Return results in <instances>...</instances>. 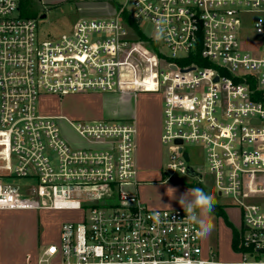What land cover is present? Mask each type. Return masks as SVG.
Wrapping results in <instances>:
<instances>
[{
    "label": "built area",
    "instance_id": "2783aa9c",
    "mask_svg": "<svg viewBox=\"0 0 264 264\" xmlns=\"http://www.w3.org/2000/svg\"><path fill=\"white\" fill-rule=\"evenodd\" d=\"M114 1L110 16L43 39L20 0H0V211L69 213L59 241L25 264H264V0ZM87 92L161 96L164 180L200 183L190 148L205 149L218 195L239 211L235 259L206 248L180 206L140 198L135 120L67 118L85 140L75 146L56 121L66 117L43 111L44 97Z\"/></svg>",
    "mask_w": 264,
    "mask_h": 264
},
{
    "label": "rangeland",
    "instance_id": "374dc122",
    "mask_svg": "<svg viewBox=\"0 0 264 264\" xmlns=\"http://www.w3.org/2000/svg\"><path fill=\"white\" fill-rule=\"evenodd\" d=\"M31 4L32 8L36 11L34 18L37 20V32L43 39L58 36L70 30L72 25L80 18L110 16L114 13L116 5L114 0H31ZM43 14L46 17L41 18ZM141 25L147 33L154 32L153 27L149 23L144 22ZM41 103L43 108H47L52 112L66 117L57 119V124L62 136L72 145L76 146L84 145L85 140L78 135L67 121V118H70L72 121H76V119L84 121L93 120L91 117H94V110L102 107L107 114L104 119L122 121L127 120V117L131 116V114H122H125L126 110L134 106V111L136 110L140 116L144 119L150 116L154 121L156 110L161 109V96L157 93L143 92L138 95L129 94L124 98L118 92H87L47 96L43 98ZM148 125L144 124L143 136L139 139V142L137 141L139 171L146 172L140 178L137 189L138 195L145 202L165 201L176 202L179 205V196L185 193L188 188L193 187L190 184L198 187V182L185 175L178 176L176 180L159 181V179L165 178L162 173V170H164L162 167H164L168 151L167 147L162 145L158 140L161 121L159 125L156 121L154 123L152 122L150 128ZM190 151L192 155L191 164L195 165V167L200 166L202 168V181L207 185L206 191H209L214 196L215 204L221 206L232 224L237 226L240 223L239 211L229 205L231 201L227 197L218 195L207 165L205 149L197 144H192ZM26 181L21 178L15 179L17 183ZM170 186L177 189L175 193L177 199H170L166 195V190ZM129 188L134 189L135 187L129 186ZM143 195L146 197L145 199H143ZM66 214H49L46 220H43L38 215L36 218L37 227L41 230L45 225H48L50 231L53 232V227ZM203 215L208 223L213 226L210 232L205 233L208 235V241L212 249H214L215 254L222 260L235 259V255L232 253V233L229 229L231 227H228L222 217L217 216L213 211L211 214L204 213ZM67 216L69 215H66L65 218ZM30 220L34 221V218L23 216L14 222L11 221L10 223L13 226L12 230L23 232V229L26 230L29 227ZM19 241L17 242L18 248L22 245V242L20 241L19 243Z\"/></svg>",
    "mask_w": 264,
    "mask_h": 264
},
{
    "label": "crops",
    "instance_id": "0c3cea01",
    "mask_svg": "<svg viewBox=\"0 0 264 264\" xmlns=\"http://www.w3.org/2000/svg\"><path fill=\"white\" fill-rule=\"evenodd\" d=\"M121 94L124 98L129 95V93H119ZM43 107V106H42ZM159 112L160 116V121L162 125V112L161 109H157ZM43 111L46 113L50 114H57L55 112H52L51 110H48L47 108H43ZM131 114V116H128L127 119H132L135 120L136 125H137V141L139 142V139L143 136V130H144V124L147 125L149 124V128L152 125V117H147V119H144L142 116H140L136 110L134 111V106L131 107L130 109L126 110L125 114L122 115H128ZM94 117H91L93 119H104L107 116L106 111L101 108L95 109L94 110ZM150 122V123H149ZM141 126V127H140ZM147 126V127H148ZM160 134H161V126H160V132L158 136V140L160 141ZM161 143V142H160ZM138 158H139V153H138V143H137V166L139 169L138 165ZM163 173V170H162ZM146 172L139 171V180L140 178L145 175ZM164 174V173H163ZM159 181L163 182L165 181L164 178L159 179ZM143 199L146 197L143 195ZM147 204L153 207H166L164 205H170L171 207H179V205L176 202H159V201H147ZM38 213V214H37ZM54 213H62L66 215H69L67 211H59V210H1L0 211V264H25L28 259L31 260V262H36L38 260V257L40 256L43 248L47 246L50 243H57L60 238V226L62 221L65 219L69 218V216L66 217L63 216V218L60 219V221L53 227V232L50 231V228L48 225H45L41 230L37 227V222L36 218L39 215L43 220H46V218L49 216V214H54ZM23 216H29L33 217L34 221L30 220L29 221V227L24 230L23 227V232H16L13 231V226L10 223L11 221H16ZM223 219V218H222ZM8 221V222H7ZM45 222V221H44ZM17 226V225H16ZM229 227V226H228ZM230 232L232 233L231 228ZM204 237V244L205 247L212 248L210 245V242L208 241V235L206 233H203ZM22 242V245L17 246L18 241ZM19 241V243H20ZM232 245V242H231ZM232 253H234L233 247H232Z\"/></svg>",
    "mask_w": 264,
    "mask_h": 264
},
{
    "label": "clouds",
    "instance_id": "9594fccd",
    "mask_svg": "<svg viewBox=\"0 0 264 264\" xmlns=\"http://www.w3.org/2000/svg\"><path fill=\"white\" fill-rule=\"evenodd\" d=\"M156 24L158 27L156 30L155 39L157 42H159L166 37L167 29L164 27L165 22L163 20H157ZM200 184L204 186L188 188L185 193H182L178 198V203L186 213L185 219L197 221L200 225V228L202 229L203 234L205 232H210L213 227L210 223H208L203 214L212 213L215 206V198L209 191H206L207 185L204 181H200ZM176 192L177 189L170 186L166 190V195L170 199H177L175 196ZM164 206L170 208V205Z\"/></svg>",
    "mask_w": 264,
    "mask_h": 264
},
{
    "label": "trees",
    "instance_id": "16d2710c",
    "mask_svg": "<svg viewBox=\"0 0 264 264\" xmlns=\"http://www.w3.org/2000/svg\"><path fill=\"white\" fill-rule=\"evenodd\" d=\"M20 9L24 16L27 17H35L36 11L32 8L31 0H20ZM191 186L195 187V185L190 184ZM198 187H203L198 183ZM213 212L223 218L225 224L232 229V247L233 249H239V229L237 226H234L232 222L229 220L226 212L223 210L221 206L215 204Z\"/></svg>",
    "mask_w": 264,
    "mask_h": 264
},
{
    "label": "water",
    "instance_id": "95a60500",
    "mask_svg": "<svg viewBox=\"0 0 264 264\" xmlns=\"http://www.w3.org/2000/svg\"><path fill=\"white\" fill-rule=\"evenodd\" d=\"M44 17H46L45 14H43V15L41 16V18H44ZM185 157H186V159H188V155H187V153H185ZM188 172H189V175H191V176L195 175V172H194L190 167L188 168Z\"/></svg>",
    "mask_w": 264,
    "mask_h": 264
},
{
    "label": "flooded vegetation",
    "instance_id": "af4514ba",
    "mask_svg": "<svg viewBox=\"0 0 264 264\" xmlns=\"http://www.w3.org/2000/svg\"><path fill=\"white\" fill-rule=\"evenodd\" d=\"M155 118H154V121H156L157 123H158V125H159V122H160V116H159V112H158V110H156V112H155V116H154ZM157 125V126H158ZM238 226V225H237Z\"/></svg>",
    "mask_w": 264,
    "mask_h": 264
}]
</instances>
